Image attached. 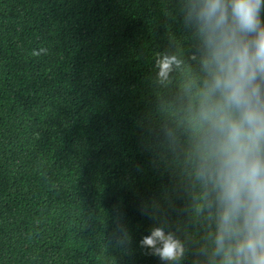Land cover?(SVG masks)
Wrapping results in <instances>:
<instances>
[{"label":"trees","instance_id":"1","mask_svg":"<svg viewBox=\"0 0 264 264\" xmlns=\"http://www.w3.org/2000/svg\"><path fill=\"white\" fill-rule=\"evenodd\" d=\"M186 37L174 0H0V264H162L152 228L195 235L154 71Z\"/></svg>","mask_w":264,"mask_h":264},{"label":"clouds","instance_id":"2","mask_svg":"<svg viewBox=\"0 0 264 264\" xmlns=\"http://www.w3.org/2000/svg\"><path fill=\"white\" fill-rule=\"evenodd\" d=\"M174 8L187 47L155 58L158 136L195 235L140 245L162 264H264V0Z\"/></svg>","mask_w":264,"mask_h":264}]
</instances>
